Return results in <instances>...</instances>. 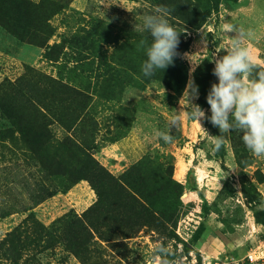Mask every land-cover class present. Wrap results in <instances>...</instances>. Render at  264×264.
<instances>
[{"label": "rangeland", "instance_id": "rangeland-1", "mask_svg": "<svg viewBox=\"0 0 264 264\" xmlns=\"http://www.w3.org/2000/svg\"><path fill=\"white\" fill-rule=\"evenodd\" d=\"M28 1L33 12L52 14V30L43 46L22 40L3 25L0 5V202L11 200L6 166L30 179L46 178V171L61 191L33 211L0 218V264H84L50 228L54 220L82 214L96 200L87 180L66 190L65 177L53 174L66 167L63 144L79 132L68 131L66 121L75 119L96 122L103 146L95 157L115 175L147 154H160L162 161L173 154L174 177L188 194H182L173 231L145 227L124 240L126 257L116 254L111 242L97 240L93 264H264V224L254 214L255 209L264 217V181L255 179L257 170L264 174V126L253 163L244 170L236 162L230 131L232 117L251 122L248 116L264 102V85L248 78L254 66L264 67V0L222 3L200 28L184 30L192 42L182 56L189 69L179 93L152 79L143 87L128 85L114 101L98 95L108 72L131 73L136 55L147 52L123 29L140 0ZM203 58L214 63L221 83L219 108L198 106L194 71ZM29 81L43 96L40 104L24 109V119L10 107L20 83ZM17 121L31 123L34 131L20 130ZM255 123L242 127L252 133L259 129ZM40 136L46 140L41 150L31 143Z\"/></svg>", "mask_w": 264, "mask_h": 264}, {"label": "trees", "instance_id": "trees-1", "mask_svg": "<svg viewBox=\"0 0 264 264\" xmlns=\"http://www.w3.org/2000/svg\"><path fill=\"white\" fill-rule=\"evenodd\" d=\"M239 1L140 0V6L132 10V22H124L123 29L135 34L147 52L136 55L140 58H134L131 62V73L121 74V71L117 72L116 67H113L115 73L108 72L99 97L119 100L128 85L143 87L142 82L147 83L152 79L162 81L168 89L179 93L189 69L182 56L192 42L185 37L184 30L200 28L212 13L220 11L222 3L235 4ZM0 5L4 12L3 25L18 38L42 46L47 44L48 34L52 30L49 24L52 14L33 12L28 0H0ZM158 17L159 21L156 19ZM113 62L121 66L115 60ZM194 78L200 90L198 106L221 107L224 93L214 63L203 58L194 71ZM248 78L253 83L264 85V67L259 64L254 66L253 71L248 73ZM70 86L66 82V88ZM18 92V98L14 100L10 110L20 111L25 119L27 113L24 109L40 104L43 91L29 81L21 82ZM79 94L86 96L83 92ZM248 117L256 121L259 128L253 129L252 133L250 128L242 127L245 123L252 124V120L247 122V117L239 119L238 116L230 119L235 158L242 170L253 163L252 150L257 148L259 130L264 126V102L257 104L254 114ZM25 123L27 125L18 123L20 130L34 131L31 123ZM66 129L70 132L79 129V132L66 137V145L63 144L66 156V163L63 164L66 167L53 174L65 177L66 190L81 180H87L96 193V200L82 214L64 215L50 225L70 252L84 264H93L90 259L99 254L94 244L97 240L111 242L114 252L126 257L128 245L124 240L136 236L145 227L163 234L174 230L182 211V194L185 188L174 177L176 158L173 154L164 155L166 161L161 160L160 154H147L120 175H115L95 157V153L103 146L97 141L95 121L86 123L82 119L67 120ZM45 141L40 136L31 140V143H37V148L41 150ZM110 141H116V137H112ZM161 146L165 147L163 141ZM3 169L8 170L4 175L11 200L0 202V218L16 212L33 211L36 206L61 191L57 183L51 181L50 173L44 171V166H41V171L45 172L46 178L41 179H30L24 171L12 170L7 166ZM255 179L263 182L264 174L257 170ZM252 182L254 191L258 194L256 184ZM258 213L254 209L257 221L264 224V217L261 218Z\"/></svg>", "mask_w": 264, "mask_h": 264}, {"label": "water", "instance_id": "water-1", "mask_svg": "<svg viewBox=\"0 0 264 264\" xmlns=\"http://www.w3.org/2000/svg\"><path fill=\"white\" fill-rule=\"evenodd\" d=\"M188 194L187 193H184V195L183 196H187Z\"/></svg>", "mask_w": 264, "mask_h": 264}, {"label": "built area", "instance_id": "built-area-1", "mask_svg": "<svg viewBox=\"0 0 264 264\" xmlns=\"http://www.w3.org/2000/svg\"><path fill=\"white\" fill-rule=\"evenodd\" d=\"M251 259H253V256H250Z\"/></svg>", "mask_w": 264, "mask_h": 264}]
</instances>
